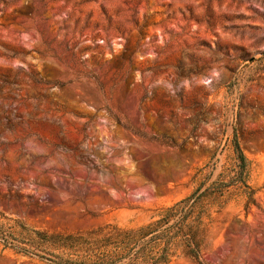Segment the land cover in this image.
<instances>
[{
    "label": "rangeland",
    "instance_id": "obj_1",
    "mask_svg": "<svg viewBox=\"0 0 264 264\" xmlns=\"http://www.w3.org/2000/svg\"><path fill=\"white\" fill-rule=\"evenodd\" d=\"M197 189L201 260L264 264V0H0V264H100Z\"/></svg>",
    "mask_w": 264,
    "mask_h": 264
},
{
    "label": "trees",
    "instance_id": "obj_2",
    "mask_svg": "<svg viewBox=\"0 0 264 264\" xmlns=\"http://www.w3.org/2000/svg\"><path fill=\"white\" fill-rule=\"evenodd\" d=\"M233 151L237 163V183H244L246 158L233 138ZM208 190L197 189L188 198L167 208L162 218L139 229L114 228L115 235L105 234L110 239H119L113 244H105L102 253L96 259L100 264H171L179 244L185 247V256L195 264H205L200 258V241L196 232H190L187 226V212L194 209ZM184 215L180 219L176 216ZM100 231L91 233L96 235ZM42 242L75 245L72 236L36 233ZM57 264V263H56Z\"/></svg>",
    "mask_w": 264,
    "mask_h": 264
}]
</instances>
